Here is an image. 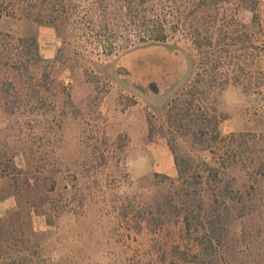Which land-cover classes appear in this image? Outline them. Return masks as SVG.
Returning a JSON list of instances; mask_svg holds the SVG:
<instances>
[{
    "label": "rangeland",
    "instance_id": "rangeland-1",
    "mask_svg": "<svg viewBox=\"0 0 264 264\" xmlns=\"http://www.w3.org/2000/svg\"><path fill=\"white\" fill-rule=\"evenodd\" d=\"M224 1L223 23L250 40L240 50L227 39L217 60L180 33L167 43L104 54L82 13L58 28L19 18L0 23L2 31L36 36L54 79L49 110L34 113L33 125L6 115L0 103V219L26 252L37 247L49 264H156L154 238L121 211L133 198L157 195L162 175L176 176L172 146L193 153L189 138L164 133L167 105L210 71L216 87L204 108H215L222 135L243 132L264 157V8L258 3L254 22L249 0ZM200 154L209 159L207 151ZM43 194L46 213L31 207Z\"/></svg>",
    "mask_w": 264,
    "mask_h": 264
},
{
    "label": "trees",
    "instance_id": "trees-1",
    "mask_svg": "<svg viewBox=\"0 0 264 264\" xmlns=\"http://www.w3.org/2000/svg\"><path fill=\"white\" fill-rule=\"evenodd\" d=\"M223 2L0 0V23L4 18H19L58 28V23L67 26L82 13L84 23L98 32L96 44L104 54L167 43L180 33L190 36L205 58L217 60L226 51L227 39L240 43V50L250 40L247 33L223 23ZM258 3L249 0L248 4L254 22ZM48 63L35 35L0 30V103L6 115L24 117L29 126L36 121L34 113H47V95L54 81ZM214 82L210 71L184 85L168 103L164 133L171 140L189 138L193 153L172 146L176 176L162 175L164 186L157 195L141 203L133 198L121 211L126 221L130 217L137 230L143 226L154 238L151 252L157 254L156 264H264V157L254 153V143L243 132L221 134L215 108L203 106L214 92ZM200 151H207L209 159ZM237 177L245 178L243 185L237 184ZM31 179L26 175V184L31 185ZM56 182L51 181L50 189ZM46 199L43 194L31 207H43L46 213ZM62 199L63 194H58L57 200ZM20 243L22 247L6 233L0 219V264H49L37 255V247L28 253L25 242Z\"/></svg>",
    "mask_w": 264,
    "mask_h": 264
},
{
    "label": "crops",
    "instance_id": "crops-1",
    "mask_svg": "<svg viewBox=\"0 0 264 264\" xmlns=\"http://www.w3.org/2000/svg\"><path fill=\"white\" fill-rule=\"evenodd\" d=\"M259 5L263 9L264 8V0H260Z\"/></svg>",
    "mask_w": 264,
    "mask_h": 264
}]
</instances>
